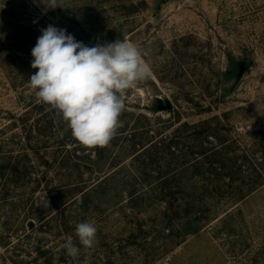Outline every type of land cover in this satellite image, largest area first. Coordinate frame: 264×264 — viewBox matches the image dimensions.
Segmentation results:
<instances>
[{"label": "rangeland", "instance_id": "374dc122", "mask_svg": "<svg viewBox=\"0 0 264 264\" xmlns=\"http://www.w3.org/2000/svg\"><path fill=\"white\" fill-rule=\"evenodd\" d=\"M62 6L0 0V167L28 155L7 199L0 178V264H264V183L239 195L264 163V0ZM49 24L89 47L133 42L150 66L107 147L81 145L28 87Z\"/></svg>", "mask_w": 264, "mask_h": 264}, {"label": "clouds", "instance_id": "9594fccd", "mask_svg": "<svg viewBox=\"0 0 264 264\" xmlns=\"http://www.w3.org/2000/svg\"><path fill=\"white\" fill-rule=\"evenodd\" d=\"M44 11L62 6V0H39ZM31 50V67L37 69L28 79L38 101L59 113L72 136L89 148L110 145L121 125L125 110L124 93L150 77V66L139 47L130 41L96 43L89 47L66 29L49 24ZM97 228L88 221L77 223L80 245L92 248ZM66 254L80 253L69 238L63 244Z\"/></svg>", "mask_w": 264, "mask_h": 264}, {"label": "trees", "instance_id": "16d2710c", "mask_svg": "<svg viewBox=\"0 0 264 264\" xmlns=\"http://www.w3.org/2000/svg\"><path fill=\"white\" fill-rule=\"evenodd\" d=\"M40 108L43 109L44 106L42 105V106H40ZM135 136H136V134H135ZM27 146H31V138L28 140V145ZM33 147L34 146H32V148ZM33 149H36V148H33ZM204 155H206V153H204ZM23 156L27 157L28 155L27 154H24V155L20 154L19 158L23 157ZM19 158H17V159H19ZM243 159L246 160L247 156L244 155ZM16 160L14 161L15 163H13L12 165H10V163H7V164L2 165L0 167V178H2L3 181L5 182V183H3V196H4L5 199H7V196L10 193L9 192L10 181H13L17 177L23 175L24 167L27 168V163H24L21 166L19 163H16ZM252 167H253L252 170L255 173V176L252 177L251 184H249L248 186L242 187L241 194H239L240 198H242L244 196L245 192H249V191L251 192V191L257 189L258 187H260L264 183V163L259 162L258 164H252ZM85 190L86 189H83V187L76 186L70 191H71V194H75L73 196V198H75V197L79 196L82 193L83 194L87 193ZM134 195L135 194L131 193V197H136Z\"/></svg>", "mask_w": 264, "mask_h": 264}]
</instances>
